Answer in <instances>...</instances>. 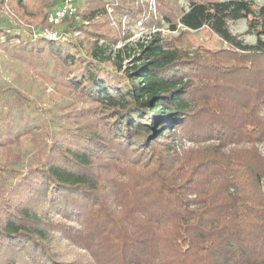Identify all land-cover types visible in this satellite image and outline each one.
Masks as SVG:
<instances>
[{
    "label": "trees",
    "instance_id": "obj_1",
    "mask_svg": "<svg viewBox=\"0 0 264 264\" xmlns=\"http://www.w3.org/2000/svg\"><path fill=\"white\" fill-rule=\"evenodd\" d=\"M12 1L40 27L55 4ZM138 2L85 0L87 24L63 21L84 45L0 28V63L81 102L50 125L0 80V264H80L60 241L94 264H264V4L155 0L169 30L206 28L226 46L190 55L156 33L123 67L89 25L108 10L147 17ZM239 20L254 43L231 33Z\"/></svg>",
    "mask_w": 264,
    "mask_h": 264
},
{
    "label": "rangeland",
    "instance_id": "obj_2",
    "mask_svg": "<svg viewBox=\"0 0 264 264\" xmlns=\"http://www.w3.org/2000/svg\"><path fill=\"white\" fill-rule=\"evenodd\" d=\"M5 1L6 2H0V28H4L12 34L30 35L34 37V33H40L45 29L57 30L60 34L71 32L65 29V24H60L56 27L50 26L48 23H46V27L36 26L40 17L35 16L33 11L28 12L29 9L25 10L23 13L26 15L22 18L20 17L21 10L16 8L14 1ZM254 1L258 5L264 4V0ZM83 2L84 1H77L78 10L83 9ZM138 3H142L145 8V15H147V17H152L155 23H147L146 16L142 19L130 18L126 16L120 17L117 14H111L110 10H108L106 18L97 19L94 21L96 22L95 24L90 23L91 25H89L92 30L101 28L100 32L106 35L107 38H103L99 41L100 45L104 43L108 44V50L112 53L120 51V56L123 60V67L128 65L130 61L128 56L134 55L135 52L138 51V44H144L147 40H149L150 36L156 33L160 34L163 39L168 40L169 43L172 42L179 50L188 52L190 55L194 52H198L199 50L203 51L206 49L215 51L226 46L215 36V34L206 28L199 31L187 32L183 35L181 34L183 32L182 29L171 31L168 29V25L159 18L156 11L157 8L155 0H139ZM178 4L182 5L183 2L179 1ZM52 7L46 9L41 15L48 14ZM28 13L33 14V16L28 15ZM74 20L78 23L87 24V22H85L80 15H77ZM245 23L246 22L244 20L231 22L229 23V29L232 34L240 35L243 42L252 44L255 39L252 35L245 34ZM75 34L78 35L75 36ZM115 36L117 38H114ZM71 37L84 42L83 36L80 32L73 31ZM83 42L82 44L84 45ZM0 80L3 83L5 82L13 87H16L18 90L24 92L32 98L33 101L38 104V109L43 112L42 116L50 122V125L60 124V109L68 105H78L81 103L74 98L73 92H70L65 97L60 94H54L53 86H43L37 81L31 70H26L20 65L14 66L11 62L0 63ZM48 128H51V126ZM51 130L52 129H49V131ZM41 132H46V130ZM37 134L38 133H35L33 136L29 135L25 137L24 144L26 147L31 146L38 138H41L37 136ZM40 143L42 142L40 141ZM189 146V143L184 144L185 148H188ZM259 151L264 155V145L259 146ZM67 223L71 226L74 224L73 222ZM60 248L63 252V256L65 255V259L68 261L78 258L77 263L80 264H94L95 262L93 256L74 244L66 241H60Z\"/></svg>",
    "mask_w": 264,
    "mask_h": 264
},
{
    "label": "built area",
    "instance_id": "obj_3",
    "mask_svg": "<svg viewBox=\"0 0 264 264\" xmlns=\"http://www.w3.org/2000/svg\"><path fill=\"white\" fill-rule=\"evenodd\" d=\"M77 1L85 0H55V5L47 14V23L50 26L56 27L63 24L65 18H76V13L78 11ZM77 35L78 34H75V36ZM37 36L45 37L50 40H56L70 38L71 33L60 34L57 30L45 29L40 33H34V37Z\"/></svg>",
    "mask_w": 264,
    "mask_h": 264
}]
</instances>
